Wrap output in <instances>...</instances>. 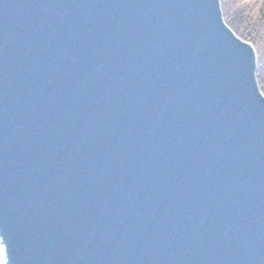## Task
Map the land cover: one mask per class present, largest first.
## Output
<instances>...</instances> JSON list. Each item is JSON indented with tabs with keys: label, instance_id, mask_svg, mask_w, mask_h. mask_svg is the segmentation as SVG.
Wrapping results in <instances>:
<instances>
[{
	"label": "water",
	"instance_id": "water-1",
	"mask_svg": "<svg viewBox=\"0 0 264 264\" xmlns=\"http://www.w3.org/2000/svg\"><path fill=\"white\" fill-rule=\"evenodd\" d=\"M220 0H0V264H264V96Z\"/></svg>",
	"mask_w": 264,
	"mask_h": 264
},
{
	"label": "trees",
	"instance_id": "trees-1",
	"mask_svg": "<svg viewBox=\"0 0 264 264\" xmlns=\"http://www.w3.org/2000/svg\"><path fill=\"white\" fill-rule=\"evenodd\" d=\"M257 3L221 0L226 24L243 41L252 44L257 54V81L264 96V0L257 17Z\"/></svg>",
	"mask_w": 264,
	"mask_h": 264
},
{
	"label": "rangeland",
	"instance_id": "rangeland-1",
	"mask_svg": "<svg viewBox=\"0 0 264 264\" xmlns=\"http://www.w3.org/2000/svg\"><path fill=\"white\" fill-rule=\"evenodd\" d=\"M261 0H241L242 3H259Z\"/></svg>",
	"mask_w": 264,
	"mask_h": 264
}]
</instances>
